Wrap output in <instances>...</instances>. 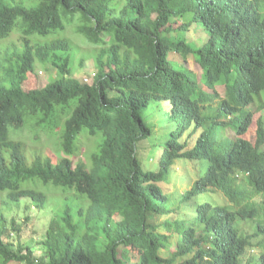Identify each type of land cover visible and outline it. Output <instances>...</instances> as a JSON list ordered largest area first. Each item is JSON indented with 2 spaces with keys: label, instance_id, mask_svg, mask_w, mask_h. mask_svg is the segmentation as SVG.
Listing matches in <instances>:
<instances>
[{
  "label": "trees",
  "instance_id": "obj_1",
  "mask_svg": "<svg viewBox=\"0 0 264 264\" xmlns=\"http://www.w3.org/2000/svg\"><path fill=\"white\" fill-rule=\"evenodd\" d=\"M253 106L264 0H0V264H242L264 232ZM21 201L48 208L39 257L15 240Z\"/></svg>",
  "mask_w": 264,
  "mask_h": 264
},
{
  "label": "rangeland",
  "instance_id": "obj_2",
  "mask_svg": "<svg viewBox=\"0 0 264 264\" xmlns=\"http://www.w3.org/2000/svg\"><path fill=\"white\" fill-rule=\"evenodd\" d=\"M3 42H7V41H3ZM84 48H86L85 46H83ZM84 51V50H82ZM83 53V52H82ZM79 54H75L72 53L71 56V64L76 67V70L74 72V77L82 82H88L89 81V76L93 73L94 71V67H93V63H92V59L91 58H87L84 62L82 67H78L77 66V60L79 58ZM178 58L175 54H170L169 55V59L172 60H177L176 58ZM183 65L185 67H187L190 70L195 71L197 74H200L199 68L198 66H196L193 63V60L191 59V62H184ZM51 80V73H50V69H41L37 71V75L36 76H30L28 81H27V86L29 88H43L46 86L47 82ZM253 113L255 114V107L253 106L252 108ZM258 117H261L262 119H264V115H261L260 113H256L254 115L253 120H256ZM255 130V124H253L251 126L250 132H254ZM228 134L230 135V132L228 131ZM164 137V136H163ZM162 137V138H163ZM252 135L248 134L245 136V139H248L249 141L252 140ZM45 152V151H44ZM43 154V152H38ZM46 157L44 155H39L37 157V160L39 161H44ZM79 161L83 162V158L80 157ZM191 169V168H190ZM176 175L177 177L182 176L184 173V166L183 165H179V168H177L176 170ZM192 174L188 175V180L187 183H183L182 185H177L176 182V178L171 180V183H169V191L172 192L175 187L178 189V191H183L184 188L186 187V185L191 186L192 184ZM210 199L215 201L217 204L223 205L225 204V199L221 194H211L210 195ZM28 201H21L22 207L19 208V210L15 213V221L16 224L18 226L21 227V234H19V239L16 238V241L21 240V242L23 243H31V247H32V251L35 254V257H39L41 256V249L40 247L37 245V241H38V235H40V231L42 230V224L44 222H46V219L49 218L48 215V208L43 209V210H37L34 207H26ZM5 216L7 218L8 223L10 222V217H11V212L5 211ZM28 219V220H26ZM244 226V230L246 233H248V231H251L250 229H248L250 227V225H243ZM175 237H173L171 239V241L169 242V248L170 250H174L175 248ZM250 256L249 254L246 255V257Z\"/></svg>",
  "mask_w": 264,
  "mask_h": 264
},
{
  "label": "clouds",
  "instance_id": "obj_3",
  "mask_svg": "<svg viewBox=\"0 0 264 264\" xmlns=\"http://www.w3.org/2000/svg\"><path fill=\"white\" fill-rule=\"evenodd\" d=\"M256 113H260L261 115H264V111L259 110V112ZM262 121L264 123V119H262ZM244 177H248V174L240 175V178H244ZM262 200L264 202L263 195H262ZM262 214L264 216L263 210H262ZM244 250H245V254L241 259L242 264H264V232H258L257 235L254 236V238L252 239L251 244ZM247 254H249L250 256L246 257Z\"/></svg>",
  "mask_w": 264,
  "mask_h": 264
}]
</instances>
